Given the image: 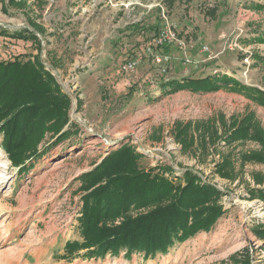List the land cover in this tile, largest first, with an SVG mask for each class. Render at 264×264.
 <instances>
[{
    "label": "rangeland",
    "instance_id": "obj_1",
    "mask_svg": "<svg viewBox=\"0 0 264 264\" xmlns=\"http://www.w3.org/2000/svg\"><path fill=\"white\" fill-rule=\"evenodd\" d=\"M25 2L4 11L0 0V30H32L28 19L43 27L40 58L71 97L69 117L76 134L55 146L47 136L43 145L49 144L48 151L22 173L0 146V264H218L236 253L242 260L247 255L248 264H264V242L253 232L264 226V203L248 196L253 175L264 179V162L241 163L238 154L260 146L221 142L214 148L206 139L201 148L199 131H193L197 139L183 150L171 132L176 121L202 127L220 114L228 119L250 111L264 128V107L226 89L166 94L160 89L169 79L227 74L264 91V43L252 41L264 32V8L253 5H264V0H174L169 7L164 0ZM166 25L183 47L153 44ZM36 53L31 41L0 35V59ZM156 53L170 55L166 68L153 61ZM184 56L190 61L184 62ZM131 60L135 68L123 72L121 66ZM123 143L143 155L140 167L193 168L201 180L224 191L226 212L210 231L175 243L154 259L143 260L141 253L126 258L124 250L117 257L65 259L64 243L81 239L80 181L75 177ZM228 153L234 179L214 173Z\"/></svg>",
    "mask_w": 264,
    "mask_h": 264
},
{
    "label": "trees",
    "instance_id": "obj_2",
    "mask_svg": "<svg viewBox=\"0 0 264 264\" xmlns=\"http://www.w3.org/2000/svg\"><path fill=\"white\" fill-rule=\"evenodd\" d=\"M173 1L164 3L169 7ZM25 4V0H4L3 7L6 11L8 6L22 8ZM253 7L259 9L264 5ZM216 10L214 7L208 14L215 17ZM28 24L32 30L25 28L11 34L0 30V35L31 41L37 50L36 54L0 59V146L19 173L30 170L32 163L48 151L49 144L55 146L76 134L69 117L71 98L40 58L38 34L43 35L44 29L32 19H28ZM252 41L264 43V32ZM160 89L165 94L226 89L264 107V91L227 74L169 79L160 84ZM77 104L81 106L80 99ZM193 131H199L201 148L206 139L214 148L221 142H256L259 150L240 152L239 159L241 163L264 162V128L253 111L228 119L220 114L202 127L191 121H176L171 132L182 149L187 150L197 139ZM47 136L52 141L43 145ZM142 158L133 146L123 143L75 177L80 181L82 205L77 220L81 239L64 243L65 259L117 257L121 250L126 258L141 253L143 260L154 259L158 254H166L175 243L210 231L225 214L221 203L224 191L213 182L201 180L193 168L178 172L168 165L143 168L139 165ZM214 173L225 179L235 178L231 154L222 156ZM253 178L255 186L249 188L248 196L264 203V179L259 174ZM253 232L264 242V226L255 227ZM218 264H248V256L242 260L236 253Z\"/></svg>",
    "mask_w": 264,
    "mask_h": 264
},
{
    "label": "built area",
    "instance_id": "obj_3",
    "mask_svg": "<svg viewBox=\"0 0 264 264\" xmlns=\"http://www.w3.org/2000/svg\"><path fill=\"white\" fill-rule=\"evenodd\" d=\"M172 42H177L179 45H181L183 47V42L177 39L175 32L171 30V27L169 25H166L165 28H161L160 32L154 37V40H153V44L155 46H162V45H166V44L172 43ZM232 43H234V42H232ZM235 44L236 43H234V45ZM202 50L207 51L208 47L206 45H203ZM153 61L156 64L163 67V69H164L170 64L171 57H170V55H168L166 53H156V54H153ZM183 61L189 62L190 59H189V57L184 56ZM135 66H136L135 60L126 61L121 66V70L123 72H129V71H132L135 68Z\"/></svg>",
    "mask_w": 264,
    "mask_h": 264
},
{
    "label": "crops",
    "instance_id": "obj_4",
    "mask_svg": "<svg viewBox=\"0 0 264 264\" xmlns=\"http://www.w3.org/2000/svg\"><path fill=\"white\" fill-rule=\"evenodd\" d=\"M187 77H190V76H187ZM183 78V77H182ZM75 138V137H74ZM70 146V145H69ZM174 169L176 168V167H173ZM77 176V175H76Z\"/></svg>",
    "mask_w": 264,
    "mask_h": 264
},
{
    "label": "water",
    "instance_id": "obj_5",
    "mask_svg": "<svg viewBox=\"0 0 264 264\" xmlns=\"http://www.w3.org/2000/svg\"><path fill=\"white\" fill-rule=\"evenodd\" d=\"M30 27V26H29ZM46 66V65H45ZM47 68V67H46ZM71 98V97H70Z\"/></svg>",
    "mask_w": 264,
    "mask_h": 264
}]
</instances>
